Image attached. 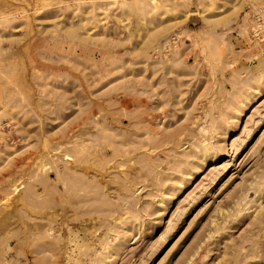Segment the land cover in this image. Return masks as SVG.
<instances>
[{
    "label": "rangeland",
    "instance_id": "rangeland-1",
    "mask_svg": "<svg viewBox=\"0 0 264 264\" xmlns=\"http://www.w3.org/2000/svg\"><path fill=\"white\" fill-rule=\"evenodd\" d=\"M0 264H264V0H0Z\"/></svg>",
    "mask_w": 264,
    "mask_h": 264
},
{
    "label": "bare ground",
    "instance_id": "bare-ground-1",
    "mask_svg": "<svg viewBox=\"0 0 264 264\" xmlns=\"http://www.w3.org/2000/svg\"><path fill=\"white\" fill-rule=\"evenodd\" d=\"M181 36V35H180ZM242 108H244V110H242L241 111V114H243L244 112H245V110L247 109L245 106L244 107H242ZM246 108V109H245ZM11 255H8V258L10 257Z\"/></svg>",
    "mask_w": 264,
    "mask_h": 264
}]
</instances>
